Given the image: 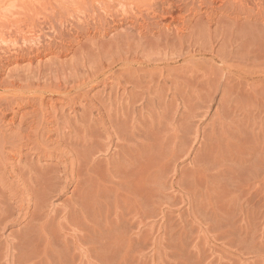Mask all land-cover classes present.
<instances>
[{
    "label": "rangeland",
    "instance_id": "1",
    "mask_svg": "<svg viewBox=\"0 0 264 264\" xmlns=\"http://www.w3.org/2000/svg\"><path fill=\"white\" fill-rule=\"evenodd\" d=\"M117 1L0 0L1 18L35 19L43 52L34 59L14 56L0 73V85L20 80L17 91H0L11 96V105L0 109V264H264V0H119L144 17L152 6L170 27L140 36L143 21L129 20L104 36H89L75 23L61 37L59 17H107ZM2 27L0 34L8 35ZM69 40L79 43L62 53ZM126 56L140 60L133 70L120 61ZM127 76L143 81L137 92ZM68 81L81 86L69 95H79L78 103L68 106L45 92L46 113L54 111L50 120L65 128L67 138L73 132L98 135L87 158L79 154L81 146L78 152L53 133L40 134L46 146H36L34 134L18 129L39 114L40 101L18 106L20 84ZM135 93L142 101L133 100ZM109 114L122 121L120 135ZM125 135L134 141L118 140ZM118 142L128 145L130 169ZM65 169L71 176L74 169L75 181L92 176L86 183H96L95 191L73 195L74 181L68 190L60 192L65 185L58 183L54 193L43 192L44 183ZM34 211L40 214L31 221ZM31 237L34 246H26Z\"/></svg>",
    "mask_w": 264,
    "mask_h": 264
},
{
    "label": "bare ground",
    "instance_id": "2",
    "mask_svg": "<svg viewBox=\"0 0 264 264\" xmlns=\"http://www.w3.org/2000/svg\"><path fill=\"white\" fill-rule=\"evenodd\" d=\"M230 1V0H229ZM235 1H239V0H235ZM241 3H243V1H241ZM119 4H121L120 6H119V8H117L118 6L117 5H119ZM111 6H112V8H113V10H110V11H108V14L106 13V15H107V17H95V16H92V17H59L60 19H61V27H62V29H63V32H62V34H61V37L62 38H64L65 36H66V32H71L72 31V28H74L75 26V23H77V24H79V25H85L86 26V28H87V31L85 32V35H89V36H104L105 34H106V32L107 31H109V30H111L112 28H116V27H119V26H122V25H124V24H126L129 20H133V21H131V23L132 24H137V22L139 21V20H142L143 21V23L142 24H138V26H140L141 28H142V30H143V32H142V34L140 35V36H148V35H150V36H152V35H154V34H156L158 31H160L163 27H170V25H165V24H163V23H161V21H158L157 19H158V17H156V13H155V10L152 8V6L150 7V8H148V12H151V13H148L147 12V16L148 17H144L143 15H140L139 13H141V11H136L135 13H133V12H130L128 9H127V7L126 6H124L123 5V3L121 2V1H117V2H114V3H112L111 4ZM261 6V5H260ZM256 7H257V5H256ZM263 8V7H262ZM260 9H261V7H260ZM261 10H263V9H261ZM260 11V10H259ZM259 11H258V13H259ZM171 12H169V14H170ZM261 13V12H260ZM263 14V13H262ZM166 15V14H165ZM150 16H152V17H150ZM172 16H173V13H172ZM170 17L172 20V23H175V21H176V19H177V17ZM168 17V16H167ZM167 17H160V18H162L163 20H165L166 21V18ZM28 18V17H27ZM27 18L26 17H24V18H20V17H11V18H1L0 17V25H1V27L2 26H5L4 27V29L6 28V30H7V28H8V30H7V33H8V35L10 36H8V35H5V34H3V32H2V34H0V73H1V71L3 70V69H5V68H7V65L10 63V62H12V61H14V56H17V58L19 59L20 57H22V59H24V58H26V56H31V58L32 59H34L37 55H42L43 54V52H39V49H40V47H41V36H40V31H41V29H40V26H39V24L37 23V22H35V19L33 18V17H31V19H30V17H29V20H27ZM52 18H54V17H52ZM67 18H70V20L72 21V23H73V25L72 26H67V25H64V23L66 22L64 19H67ZM178 18H183V17H178ZM170 20V19H169ZM183 20H185V19H183ZM168 21V20H167ZM183 23H185V21H182ZM110 23H112V24H114V26L113 27H108V29H106V26H108ZM179 23V22H178ZM25 25H28V27L27 28H23V26H25ZM0 27V28H1ZM69 27H71V29H68ZM165 27V28H166ZM2 29H3V27H2ZM3 29V30H4ZM91 29H92V31H91ZM5 31V30H4ZM72 35V34H71ZM82 36H84V34L82 35ZM80 38H82V37H80ZM132 41V40H131ZM131 41H129V42H131ZM134 42V41H133ZM132 42V43H133ZM75 43H79L78 42V40H69V42L66 44V45H64V46H62V53H63V51L65 50V49H69V47L70 46H72L73 44H75ZM127 44H128V42L126 43V46H127ZM141 43H139V42H137V50H139L138 48H142V45H140ZM129 45V44H128ZM130 45H131V43H130ZM153 45H155V44H153ZM68 47V48H67ZM127 48H128V46H127ZM140 48V49H141ZM134 50L132 51L133 53L135 52V48H133ZM66 51V50H65ZM127 51V50H126ZM129 51L131 52V50H130V48H129ZM129 51H127V54L129 53ZM36 52H39L38 54L36 53ZM131 52V53H132ZM138 52V51H137ZM133 53H132V55H133ZM58 54H61V53H58ZM129 55V54H128ZM134 55H136V52H135V54ZM131 57V56H130ZM130 57H124L123 59H121L120 61H122V62H124L125 64H130V65H132V67L131 68H129V70H133L134 68H135V65H134V63L135 62H138V60H137V56H132L133 57V59H132V57H131V59H130ZM119 59V58H118ZM140 61V60H139ZM116 63V62H115ZM111 66H112V64H111ZM111 66H110V68H111ZM103 72V71H102ZM101 72V74L103 75L104 74V72L102 73ZM110 72V71H109ZM105 75V74H104ZM2 76V75H1ZM128 80H134V81H126L127 83H131V84H133V88H134V91H138V89H139V87L143 84L139 79H138V76H127L126 77ZM120 79V78H119ZM38 81H41V78L40 79H37ZM97 80V78L96 79H94V81H96ZM2 81V80H1ZM7 81V79L5 80V81H3V83L5 84V82ZM13 82H9V84H7L8 83V81L6 82V86L4 85H0V91H1V93L3 92V91H12V90H15L16 88H15V86L17 87V83H18V81L20 82V80H12ZM22 81V80H21ZM93 81H91L90 83H92ZM1 83V82H0ZM22 83V82H21ZM17 84V85H16ZM20 84V83H19ZM87 83L85 82V85H86ZM24 85V84H23ZM131 87V86H130ZM81 88V86L80 85H75V84H71L69 81L68 82H65V84L63 83V84H55V87L54 86H48V85H44V86H42V84H28V85H26V86H21V84H20V86H19V92H22L23 94H21V95H19L18 94V96H16V97H14V99H16V100H14V101H17V102H19V104H18V106H20V105H22L23 103H26V105H27V103H30V101L31 100H35V99H37V100H40L39 102H36V103H38L37 104V112H39V114L37 113L36 115H33V120H32V122L30 123L29 122V120L30 119H27L28 121H24V123L26 124H28V126H26L27 128H25V129H23L24 128V126H19L18 127V129H20V130H23L24 132H26V133H29L30 134V137H31V135L32 134H34V138H35V140L34 139H32V143L33 144H35L36 146L39 144V141L41 140L40 139V136L41 135H45V134H52V135H57L58 136V138H59V140L61 141V143L62 144H64V145H66V146H68V147H70V148H73V149H75L76 147H77V151L79 150L78 149V146H81V149L82 150H80V155L83 157V158H87V157H89V154L91 153H89V150H90V148H92V146L91 145H94V143L96 142V139L98 138L97 136L95 137V135H93L94 134V132H93V134H92V136H90V134H91V132L89 133V135H86L85 137H82V136H79V135H76V134H78V133H74L73 132V134H74V136H70V138H67V134H66V132H64V127H63V131L61 130L60 131V129L57 127V125L56 124H58V122H56L55 120H53V121H51L50 119H51V117L50 116H52L53 117V115L55 116L56 114H54V111L52 112H49L48 113V109H50V106L48 107L47 106V103H46V99L44 98V96H43V94L45 93V92H48V93H50V94H53V95H55V96H57V100L56 101H58V102H66V104L69 106V104H73V103H75V101L77 100L76 98H77V96H79V95H77L76 96V98H71L69 95H70V93L71 92H73V91H77V90H79ZM16 91H17V89H16ZM9 92H7V93H9ZM13 92V91H12ZM29 93H33L34 95H32L31 97L30 96H28V94ZM134 94V93H133ZM15 95H17V93H15ZM136 95V96H135ZM135 95H134V98H133V100L135 99V100H139V101H142V96H138L136 93H135ZM11 97V96H10ZM10 97H3V96H1L0 95V109H2V108H4V107H7V106H9V103H10V105H11V98ZM53 98H54V96H53ZM137 98V99H136ZM28 99V101H26ZM33 100V101H34ZM131 100H132V98H131ZM14 101H12V103L14 102ZM33 101H31V103L33 102ZM44 101V102H43ZM51 101H53V99L51 100ZM69 103V104H68ZM77 103H78V100H77ZM89 103V102H88ZM91 103V102H90ZM14 104H16V103H14ZM129 104V103H128ZM35 105V104H34ZM33 105V106H34ZM56 105V104H55ZM54 105V106H55ZM54 106H52V108H54ZM74 106H75V104H74ZM92 106H95V105H92ZM127 106H129V105H127ZM96 107V106H95ZM94 107V108H95ZM9 108V107H8ZM55 108H56V106H55ZM73 108V107H72ZM6 109V108H5ZM96 109H98V108H96ZM46 110H48L47 111V113H46ZM51 110V109H50ZM3 112V111H2ZM61 112H62V110H61ZM33 114H34V112H32ZM118 113V112H117ZM83 114V113H82ZM111 114V113H110ZM109 114V115H110ZM120 114V113H119ZM123 114V113H122ZM31 114H29V116H30ZM48 115H49V117H48ZM59 115V114H58ZM84 115V114H83ZM3 116H5V115H3ZM18 116V115H17ZM16 116V117H17ZM27 116H28V114H27ZM61 116H63V114L61 115ZM85 116V115H84ZM84 116H82L83 118H84ZM116 116V115H115ZM117 116L119 117V115L117 114ZM116 116V117H117ZM120 116H122L121 114H120ZM15 117V116H14ZM31 117V116H30ZM117 117V118H118ZM26 118V117H25ZM24 118V119H25ZM28 118V117H27ZM58 118V117H57ZM82 118V119H83ZM89 118V117H88ZM123 118V117H122ZM61 119V118H60ZM59 119V120H60ZM62 119H63V117H62ZM65 119V118H64ZM63 119V120H64ZM68 119V118H67ZM70 119V121H72L71 120V118H69ZM81 119V116H80V120H82ZM124 119V118H123ZM57 120V119H56ZM87 120V119H86ZM109 125H110V127L112 126V124L111 123H113V125H115L116 126V128H118L119 129V135L121 134L120 132H121V130H122V128H123V126L121 125V120H120V117H119V120L121 121H119V123H116V121H112L111 120V115H110V117H109ZM126 120V119H125ZM22 121V120H21ZM83 121H85V119L83 120ZM82 121V122H83ZM118 121V120H117ZM61 122H63L62 120H61ZM65 122V121H64ZM76 122V121H75ZM21 123V122H20ZM69 123V122H68ZM71 123V125H72V122H70ZM70 123L68 124V125H70ZM36 124V128H34V125ZM52 124H54L53 126H52ZM59 124H60V122H59ZM65 124H66V122H65ZM126 124V123H125ZM64 125V124H63ZM68 125H66V126H68ZM56 126V127H55ZM60 126V125H59ZM73 126H75V125H73ZM125 126V125H124ZM31 127H32V130H31ZM71 127V126H70ZM33 128L34 129H36V132H33ZM73 128V127H72ZM75 128H76V126H75ZM78 128H79V126H78ZM78 128H76V131H77V129ZM115 128V127H114ZM126 128V127H125ZM68 129L70 130V128L68 127ZM74 129V128H73ZM71 131H74V130H71ZM87 131V130H86ZM107 131V130H106ZM115 131H117V129H115ZM123 131H124V129H123ZM89 132V131H88ZM100 132V131H99ZM26 133H25V135H26ZM69 133V132H68ZM98 133V132H97ZM118 133V132H117ZM123 133V132H122ZM41 134V135H40ZM70 134H72V133H70ZM88 134V133H87ZM96 134V133H95ZM20 136H22V141H23V135H22V133L21 134H19ZM123 135L124 134H122V138H123ZM116 136H117V134H116ZM135 136V135H134ZM25 138H26V136H24ZM29 137V138H30ZM89 137V138H88ZM94 137H95V139H94ZM118 137V136H117ZM116 137V138H117ZM125 138L124 139H121L120 138V136H119V138H118V140L120 139V141H122V143L124 142V141H126V143L127 144H130L129 143V141H131V139H132V136L130 135V136H124ZM136 137V136H135ZM37 138V139H36ZM41 138H42V136H41ZM138 139H139V136L137 137ZM136 138V139H137ZM18 140V137H16L15 138V140ZM20 139V138H19ZM28 139V138H27ZM113 139V138H112ZM17 140H16V142H17ZM58 140V141H59ZM140 140V139H139ZM4 141V143L6 142L5 140H2V142ZM45 141V140H44ZM43 141V139H42V141H40V142H43V144L45 143ZM48 140L46 139V142H47ZM128 141V142H127ZM132 141H134V140H132ZM131 141V142H132ZM15 142V141H14ZM25 142V141H24ZM23 142V143H24ZM56 142H57V140H56ZM100 142V146H101V141H99ZM113 143H114V141H112ZM23 143H22V145H23ZM50 142L48 141V144H49ZM60 143V142H59ZM59 143H57V144H59ZM138 143V142H137ZM11 144H14V146L16 147L18 144H20V142L18 143L17 142V145H15L16 143H11ZM29 144V141H26L25 143H24V145L23 146H25L26 145V147H27V145ZM46 144V143H45ZM44 144V146H46ZM55 144V143H54ZM1 145V144H0ZM6 145V144H5ZM41 145V144H40ZM51 145V144H50ZM2 146H3V144H2ZM103 146H104V143H103ZM108 146H110L109 145V143H108ZM128 146V145H127ZM126 145H124V146H122L121 144H119V142L117 143V147H119V149L121 150V152H122V159L124 160V162L126 161V155H127V153H128V151H129V149H128V147H127ZM22 147V146H21ZM38 147H40V146H38ZM48 147V146H47ZM99 147V146H98ZM131 147V146H130ZM134 147V146H133ZM4 148H5V146H4ZM25 148V147H24ZM35 148V147H34ZM46 148V147H45ZM20 149V148H19ZM50 149V148H49ZM109 149H110V147H109ZM132 149V148H131ZM134 149V148H133ZM135 149H136V147H135ZM135 149H134V151H135ZM40 150H42L41 148H40ZM52 150V149H51ZM54 150V149H53ZM57 151H59L60 152V150H58V149H56ZM97 150V149H96ZM99 150V149H98ZM50 151V150H49ZM70 151H71V149H70ZM73 151V150H72ZM91 151V150H90ZM43 152V151H42ZM41 152V153H42ZM48 152V151H47ZM56 152V151H55ZM54 152V153H55ZM58 152V153H59ZM62 152V151H61ZM75 152V151H74ZM79 152V151H78ZM93 152H94V150H93ZM96 152V151H95ZM109 152V151H108ZM120 152V153H121ZM57 152H56V154H58ZM73 153V152H72ZM99 153V152H98ZM117 153H118V151H117ZM136 153V152H135ZM39 154H40V152H39ZM60 154V153H59ZM76 154V153H75ZM78 153H77V155H79ZM128 154H130V153H128ZM44 155H46L45 153L43 154V156ZM77 155H75V156H77ZM94 155V154H93ZM136 155V154H135ZM135 155H133V156H135ZM64 156V155H63ZM62 156V157H63ZM66 156H67V154H66ZM119 156H120V154H119ZM78 157V156H77ZM127 157H129V155L127 156ZM66 158V157H65ZM91 158V157H90ZM90 158H89V160H90ZM121 158H120V160L119 161H121L122 163H121V165L123 164V161L121 160ZM115 159H117V158H115ZM130 159H134L133 161H135V158H129V160ZM79 161V160H78ZM87 161V160H86ZM95 161V160H94ZM117 161V163H118V160H116ZM115 161V162H116ZM133 161H132V164H133ZM68 162V161H67ZM89 162V161H88ZM91 162H92V158H91ZM138 162V161H137ZM136 162V163H137ZM78 163V162H77ZM90 163V162H89ZM89 163H88V165H89ZM116 163V164H117ZM129 163V162H128ZM128 163H126L125 162V164H123V165H126V164H128ZM135 163V164H136ZM120 164V163H119ZM74 165V164H73ZM88 165H87V163H86V166H87V168H88ZM117 166H118V164H117ZM128 166H129V168L128 169H130V164H128ZM137 166H138V164H137ZM67 167V166H66ZM127 167V166H126ZM136 167V166H135ZM123 168V167H122ZM137 168V167H136ZM135 168V171L137 170ZM132 169V168H131ZM89 170L90 169H88V172H89ZM123 170V169H122ZM127 170V169H126ZM82 171H83V169H82ZM82 171H81V173H82ZM87 171V170H86ZM124 171H125V168H124ZM138 171V170H137ZM53 172H57V171H53ZM74 169H72V176H71V174L69 173V169H68V171L65 169L64 171H62V172H60V171H58L57 173H58V175H55V177H51L50 179V181H49V184L48 183H44V186H45V189H43L42 191L43 192H46V190L48 191V192H53L54 193V191H56L57 190V188H58V183L59 184H61V183H63L64 185H65V187L63 186V187H61V185H59V189H61V190H59L60 192H62L63 191V189H69V188H71L70 186H72V184L73 183H77V186H76V189L75 190H73V195H74V193H78V192H82V193H86L87 195L89 194V192L90 191H95L94 189L92 190L91 189V187H93V188H95L94 187V185L96 184H94V185H92V186H90L89 184H87L86 183V181H87V179L89 180V178H88V176L90 177V175H88L87 176V179H83V178H81L80 176H79V178H77L78 180L77 181H75V179L73 178V176L75 175L74 174ZM79 172V171H78ZM78 172H77V175H78ZM126 173H127V171H125ZM91 173H93V171L91 172ZM90 173V174H91ZM108 173V172H107ZM135 173V172H134ZM46 174V173H45ZM61 174H63L64 175V177H66V179L68 180V181H64V180H62L63 179V176H61ZM74 174V175H73ZM83 174V173H82ZM138 174H139V172H138ZM80 175V174H79ZM95 175V174H94ZM132 175H133V173H132ZM135 175V174H134ZM51 176H52V174H51ZM43 177V176H42ZM47 176H45V178H46ZM92 177V176H91ZM90 177V178H91ZM48 179H49V177H48ZM100 179H101V177H100ZM134 179H135V177H134ZM45 180V179H44ZM92 180V179H91ZM98 180V179H97ZM103 180V179H102ZM101 180V181H102ZM42 181H43V179H42ZM75 181V182H74ZM136 181H137V179H136ZM91 182V181H90ZM85 183L87 184V185H89L90 187L89 188H86V187H83V186H85ZM89 183V182H88ZM96 186V185H95ZM53 188V189H52ZM45 194V193H44ZM42 195V194H41ZM91 195H92V193H91ZM81 197H82V195H81ZM80 198V197H79ZM85 198H88V197H85ZM43 200H46V198L45 199H43ZM42 200V201H43ZM85 200V199H84ZM47 202H48V200H47ZM45 203H46V201H45ZM44 203V204H45ZM44 204L42 203V205L44 206ZM40 206H41V204H40ZM76 206H78V207H81V208H83V206H85V204H83V206H82V203H81V205L78 203V205L76 204ZM37 207H39V205H37L36 206V209H37ZM77 209V208H76ZM35 210V209H34ZM39 210V209H38ZM75 210V209H74ZM83 211H84V209H82ZM77 211H78V209H77ZM76 212V211H75ZM7 213V212H6ZM77 213V212H76ZM89 213V212H88ZM8 214V213H7ZM38 214H40V212L38 211H34V212H32V215L30 216L31 218H30V220L31 221H33V220H38V219H36V218H38ZM83 214H86L85 212H83ZM83 214H81V215H83ZM0 215H1V213H0ZM40 216V218L43 216V214L41 213V215H39ZM84 216V215H83ZM87 216H88V218H89V215L87 214ZM1 217V216H0ZM48 217V216H47ZM46 216H45V219L47 218ZM90 217H92V216H90ZM1 218H3V217H1ZM81 219H82V217H80ZM85 218H86V216H85ZM84 219V218H83ZM80 220V219H79ZM85 220V219H84ZM30 221V222H31ZM41 221H42V219H41ZM87 221H89V220H87ZM86 221V222H87ZM30 222H29V224H30ZM38 221H36L35 223H37ZM80 222H81V220H80ZM85 222V223H86ZM1 223H2V221H1ZM32 223V222H31ZM28 224V225H29ZM38 224V223H37ZM44 224V223H43ZM33 225V224H32ZM35 226H36V224H34ZM40 225H42V224H40ZM45 225H46V223H45ZM43 227V226H42ZM33 228H35V227H33ZM32 228V229H33ZM31 229V230H32ZM29 232V231H28ZM33 233V232H32ZM31 234V233H30ZM29 236V235H28ZM32 237H33V235H31ZM38 236V235H37ZM37 236H35V237H37ZM24 237H26V235L25 236H23V238ZM30 237V236H29ZM32 237L31 238H29V239H27L26 240V238H25V240H26V246H27V244H28V246H30V244H32V243H30L31 242V240H32ZM35 237H33V240H34V238ZM39 237H40V235H39ZM38 238V237H37ZM24 239H23V241H25ZM32 240V241H33ZM36 241V240H35ZM34 241V242H35ZM37 242V241H36ZM30 243V244H29ZM33 245V244H32ZM34 246V245H33ZM27 249H29V247L27 248ZM30 250V249H29ZM20 251V250H19ZM23 251V249H21V252ZM24 252V251H23ZM28 252V251H27ZM26 252V253H27ZM30 253V252H29ZM22 255V254H21ZM24 256H25V254H24ZM26 256H28V253H27V255ZM22 257V256H21ZM26 258V257H25Z\"/></svg>",
    "mask_w": 264,
    "mask_h": 264
}]
</instances>
